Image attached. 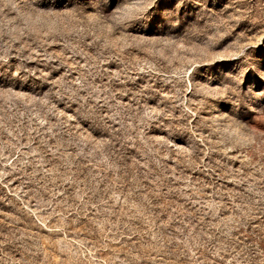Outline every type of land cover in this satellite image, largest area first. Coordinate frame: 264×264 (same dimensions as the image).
<instances>
[{
	"label": "rangeland",
	"instance_id": "1",
	"mask_svg": "<svg viewBox=\"0 0 264 264\" xmlns=\"http://www.w3.org/2000/svg\"><path fill=\"white\" fill-rule=\"evenodd\" d=\"M0 264H264V0H0Z\"/></svg>",
	"mask_w": 264,
	"mask_h": 264
}]
</instances>
